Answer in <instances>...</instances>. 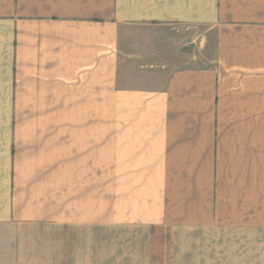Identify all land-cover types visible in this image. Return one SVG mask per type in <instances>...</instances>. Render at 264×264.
<instances>
[{
  "label": "crops",
  "instance_id": "1",
  "mask_svg": "<svg viewBox=\"0 0 264 264\" xmlns=\"http://www.w3.org/2000/svg\"><path fill=\"white\" fill-rule=\"evenodd\" d=\"M0 93V264H264V0H0Z\"/></svg>",
  "mask_w": 264,
  "mask_h": 264
},
{
  "label": "rangeland",
  "instance_id": "2",
  "mask_svg": "<svg viewBox=\"0 0 264 264\" xmlns=\"http://www.w3.org/2000/svg\"><path fill=\"white\" fill-rule=\"evenodd\" d=\"M9 93H5V94L8 95ZM1 94H3V93H0V96H1ZM16 122H19V116L15 113V109L13 107V99L0 98V127L3 124H11V123H12V125L15 126ZM4 134H7L9 136L10 134H12V135L15 134V132H13L12 130L11 131L0 130V135L4 136ZM12 138H13V140H15V138L13 136H12ZM18 140L19 139H17L16 143L14 142V145H13L14 156H19V154H20V143ZM8 144H9V142L8 143L5 142L3 140V138L0 139V154L4 153V150L8 146ZM18 165H19V162H18ZM1 229H2V227L0 228V230ZM1 231H3V229Z\"/></svg>",
  "mask_w": 264,
  "mask_h": 264
}]
</instances>
